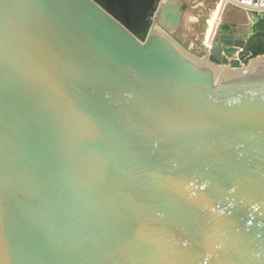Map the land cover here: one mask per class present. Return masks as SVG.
<instances>
[{"label": "water", "instance_id": "obj_1", "mask_svg": "<svg viewBox=\"0 0 264 264\" xmlns=\"http://www.w3.org/2000/svg\"><path fill=\"white\" fill-rule=\"evenodd\" d=\"M188 2L0 0V264H264V64Z\"/></svg>", "mask_w": 264, "mask_h": 264}, {"label": "rangeland", "instance_id": "obj_2", "mask_svg": "<svg viewBox=\"0 0 264 264\" xmlns=\"http://www.w3.org/2000/svg\"><path fill=\"white\" fill-rule=\"evenodd\" d=\"M187 1H189L188 8L183 13V19L178 30L179 32L181 31V33L187 39H189V41L194 42V53H199L201 56H204L208 51L207 46L205 44L208 38V19L219 0ZM216 18L219 19V26H222L223 24H228L230 27L234 26L235 34L242 38L248 36L252 23L257 20L254 15L250 16L249 12H246L243 9L232 4L227 5L224 11L221 12V16H217ZM188 45L189 42L183 43V46L186 48H188ZM223 54V56L225 57L224 60H226L227 63H222V65L224 66L221 67L226 69L230 68V60L236 57H234L230 53Z\"/></svg>", "mask_w": 264, "mask_h": 264}, {"label": "trees", "instance_id": "obj_3", "mask_svg": "<svg viewBox=\"0 0 264 264\" xmlns=\"http://www.w3.org/2000/svg\"><path fill=\"white\" fill-rule=\"evenodd\" d=\"M222 28L235 32L234 26L230 27L228 24H223ZM243 39L246 42L242 48V53L238 57L242 65H246L252 59L264 56V17H257V20L250 27V33ZM224 53L229 54V52ZM223 55L222 53L219 58L211 56L210 60L216 64L227 63Z\"/></svg>", "mask_w": 264, "mask_h": 264}, {"label": "bare ground", "instance_id": "obj_4", "mask_svg": "<svg viewBox=\"0 0 264 264\" xmlns=\"http://www.w3.org/2000/svg\"><path fill=\"white\" fill-rule=\"evenodd\" d=\"M225 5H226V1L225 0H221L217 3L216 7L214 8V10L211 12L210 16H209V19H208V38H207V41L205 42L206 46H210L211 43L213 42L214 40V37H215V33H216V30L218 28V22H216L215 19H217L216 17L217 16H221V12L224 11L225 9ZM210 13V12H209ZM208 14V13H207ZM186 16V14H185ZM219 21V20H218ZM186 24V23H185ZM218 25V26H217ZM204 34V33H203ZM250 63L252 65H259V64H264V56H261V57H257L255 59H252L250 61ZM218 70L220 72H225L227 69L226 68H223L221 66H218Z\"/></svg>", "mask_w": 264, "mask_h": 264}, {"label": "built area", "instance_id": "obj_5", "mask_svg": "<svg viewBox=\"0 0 264 264\" xmlns=\"http://www.w3.org/2000/svg\"><path fill=\"white\" fill-rule=\"evenodd\" d=\"M221 1V0H219ZM226 5L232 4L246 12L250 13V16H255L256 18L260 16V14H264V0H225ZM210 46H207L209 49ZM243 49L240 48L238 51L233 55L234 57L238 58L239 55L242 53Z\"/></svg>", "mask_w": 264, "mask_h": 264}, {"label": "crops", "instance_id": "obj_6", "mask_svg": "<svg viewBox=\"0 0 264 264\" xmlns=\"http://www.w3.org/2000/svg\"><path fill=\"white\" fill-rule=\"evenodd\" d=\"M189 20H190V18H189ZM216 20V22H218V20L219 19H215ZM179 29V28H178ZM176 30L175 31V36H178L180 39H181V41L183 42V43H186V42H189V45H188V49H190L192 52H195V51H193V48H194V42H192V41H189V39H187L182 33H181V31L179 32V30Z\"/></svg>", "mask_w": 264, "mask_h": 264}, {"label": "flooded vegetation", "instance_id": "obj_7", "mask_svg": "<svg viewBox=\"0 0 264 264\" xmlns=\"http://www.w3.org/2000/svg\"><path fill=\"white\" fill-rule=\"evenodd\" d=\"M221 28H222V26H221ZM222 31H223V32H227V33H233L234 36H235L236 38L243 39L242 37L237 36V35L235 34V32H233V31H231V30H224V29L222 28ZM224 52H227V51L224 50L223 53H224Z\"/></svg>", "mask_w": 264, "mask_h": 264}]
</instances>
